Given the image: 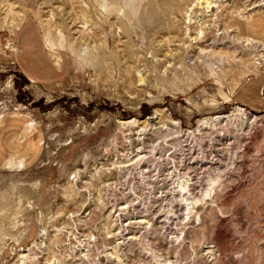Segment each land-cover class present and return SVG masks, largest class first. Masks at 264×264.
Returning <instances> with one entry per match:
<instances>
[{
    "label": "rangeland",
    "instance_id": "374dc122",
    "mask_svg": "<svg viewBox=\"0 0 264 264\" xmlns=\"http://www.w3.org/2000/svg\"><path fill=\"white\" fill-rule=\"evenodd\" d=\"M263 69L264 0H0V264H264Z\"/></svg>",
    "mask_w": 264,
    "mask_h": 264
},
{
    "label": "crops",
    "instance_id": "0c3cea01",
    "mask_svg": "<svg viewBox=\"0 0 264 264\" xmlns=\"http://www.w3.org/2000/svg\"><path fill=\"white\" fill-rule=\"evenodd\" d=\"M264 87V69L253 79L243 82L235 91V100L251 108H261L264 104L262 88Z\"/></svg>",
    "mask_w": 264,
    "mask_h": 264
},
{
    "label": "bare ground",
    "instance_id": "6f19581e",
    "mask_svg": "<svg viewBox=\"0 0 264 264\" xmlns=\"http://www.w3.org/2000/svg\"><path fill=\"white\" fill-rule=\"evenodd\" d=\"M115 1H118V0H115ZM106 2H107V1H106ZM116 3H117V2H116ZM118 3H119V2H118ZM117 5H120V4H117ZM129 5H130V4H129ZM210 7L213 8V7H215V5L211 4V2H210V4H209V8H210ZM144 13H145V12H144ZM125 14L128 16V18H129L130 20H133V16H134L135 13H133V11H132V13H131V12H129V13L126 12ZM103 15H104V14H103ZM109 15H110V14H109ZM146 15H147V14H146ZM105 16H106V15H105ZM117 16H118V14H117ZM135 16H136V15H135ZM149 16H150V15H149ZM149 16H148V17H149ZM113 17H114V16H113ZM114 18H115V17H114ZM110 19H111V18H110ZM116 19H117V17H116ZM116 19H115V20H116ZM145 19H146V18H145ZM234 19H235V18H234ZM106 20H108V19L105 17V21H106ZM111 20H112V19H111ZM101 21H102V20H101ZM108 21H109V20H108ZM108 21H106V22H108ZM240 21H242V20H240ZM240 21L236 24L237 26H238V24H239V25H243V23H241ZM110 22H111V21H109V23H110ZM124 22H125V21H124ZM109 23H108V24H109ZM118 24H119V23H118ZM101 25H103V24H101ZM106 25H107V24H106ZM106 25H105V26H106ZM150 25H151V24H150ZM115 26H116V25H115ZM115 26H114V27H115ZM147 26H148V25H147ZM112 27H113V26H112ZM112 27H111V28H112ZM100 28H101V27H100ZM104 28H105V27H104ZM105 29H106V28H105ZM238 29H239V27H238ZM239 30H240V29H239ZM102 31H104V30H102ZM103 33H104V32H103ZM106 33H107V32H106ZM124 35H125V34H124ZM203 36H204V34H203ZM104 37H106V35H105ZM113 38H114V37H113ZM107 40H108V38H107ZM251 45L254 46V45L252 44V42H251ZM255 56H256V55H255ZM103 57H104V55H103ZM106 58H107V57H106ZM229 61H230V60H229ZM259 62H260V61H258L257 59L254 60V62H253V64H252V65H253L252 68L250 67V68L252 69V73L258 71V68H259V65H258V64H259ZM210 69H211L210 72H212V73H213V72L216 73V72L214 71L213 68H210ZM247 71H248V70H247ZM248 72H249V71H248ZM212 73H211V74H212ZM217 74H218V73H217ZM218 75H219V74H218ZM237 108H238L239 110H241V111L243 110V108H241V107H237ZM218 117H220V116H218Z\"/></svg>",
    "mask_w": 264,
    "mask_h": 264
}]
</instances>
